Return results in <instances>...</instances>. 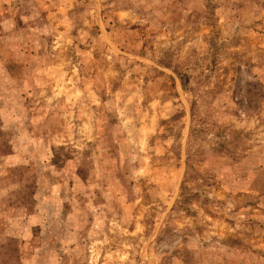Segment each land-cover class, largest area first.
Masks as SVG:
<instances>
[{"label": "rangeland", "instance_id": "374dc122", "mask_svg": "<svg viewBox=\"0 0 264 264\" xmlns=\"http://www.w3.org/2000/svg\"><path fill=\"white\" fill-rule=\"evenodd\" d=\"M0 264H264V0H0Z\"/></svg>", "mask_w": 264, "mask_h": 264}]
</instances>
